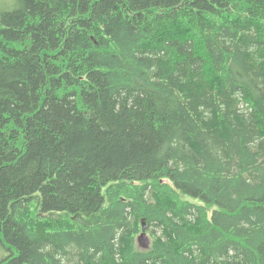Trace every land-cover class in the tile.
Returning <instances> with one entry per match:
<instances>
[{
    "label": "trees",
    "instance_id": "16d2710c",
    "mask_svg": "<svg viewBox=\"0 0 264 264\" xmlns=\"http://www.w3.org/2000/svg\"><path fill=\"white\" fill-rule=\"evenodd\" d=\"M0 243L264 264V0H0Z\"/></svg>",
    "mask_w": 264,
    "mask_h": 264
},
{
    "label": "water",
    "instance_id": "95a60500",
    "mask_svg": "<svg viewBox=\"0 0 264 264\" xmlns=\"http://www.w3.org/2000/svg\"><path fill=\"white\" fill-rule=\"evenodd\" d=\"M139 244L144 248H147L149 246L145 225L143 226L142 233L139 235Z\"/></svg>",
    "mask_w": 264,
    "mask_h": 264
},
{
    "label": "rangeland",
    "instance_id": "374dc122",
    "mask_svg": "<svg viewBox=\"0 0 264 264\" xmlns=\"http://www.w3.org/2000/svg\"><path fill=\"white\" fill-rule=\"evenodd\" d=\"M13 7L9 8L12 9ZM148 232V231H146ZM147 237H148V242L150 244V242L152 241V237L151 234L148 232L147 233ZM8 251L5 250V248L2 246V244L0 243V257H2L3 255H5V253H7Z\"/></svg>",
    "mask_w": 264,
    "mask_h": 264
},
{
    "label": "bare ground",
    "instance_id": "6f19581e",
    "mask_svg": "<svg viewBox=\"0 0 264 264\" xmlns=\"http://www.w3.org/2000/svg\"><path fill=\"white\" fill-rule=\"evenodd\" d=\"M142 233V232H141Z\"/></svg>",
    "mask_w": 264,
    "mask_h": 264
}]
</instances>
